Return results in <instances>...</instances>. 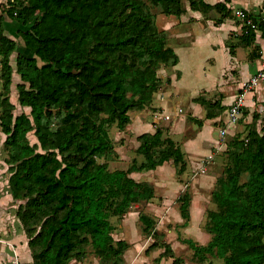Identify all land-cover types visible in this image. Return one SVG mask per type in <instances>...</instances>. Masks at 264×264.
Instances as JSON below:
<instances>
[{"label":"trees","instance_id":"16d2710c","mask_svg":"<svg viewBox=\"0 0 264 264\" xmlns=\"http://www.w3.org/2000/svg\"><path fill=\"white\" fill-rule=\"evenodd\" d=\"M148 1L165 15L184 12L181 0ZM187 1L192 10L218 13L215 23L232 18L229 0ZM3 13L21 26L17 34L32 52L15 57L16 99L28 113L14 114L10 99V55L16 43L3 33ZM254 41L251 28H242L229 52ZM249 56L255 59L259 53ZM177 62L145 0L5 1L0 14V131L7 152V188L13 199L23 201L15 216L27 238L31 264L81 261L88 246L99 264L122 263L129 244L114 238L110 218H121L132 204L154 194L150 182L136 181L130 173L172 161L179 175L186 164L179 145L158 127L136 137L141 162L133 159L126 169H109L108 162L117 156L109 129L123 130L129 111L144 108L157 91L159 69ZM198 102L207 118L223 109L216 101ZM212 107L219 111L210 112ZM257 119L252 117L243 138L232 136L226 142L222 169L209 195L213 208L207 209L204 225L209 241L201 245L180 239L198 264H264V125L257 128ZM189 199L186 189L177 199L185 222ZM138 221L142 234L153 237L146 255L161 249L155 262L164 257L183 264L164 232L155 229L154 218L139 212Z\"/></svg>","mask_w":264,"mask_h":264},{"label":"crops","instance_id":"0c3cea01","mask_svg":"<svg viewBox=\"0 0 264 264\" xmlns=\"http://www.w3.org/2000/svg\"><path fill=\"white\" fill-rule=\"evenodd\" d=\"M5 1L6 0H0V14L3 3H5ZM204 1L210 4H214L218 1L223 0ZM181 2L183 4L184 12L180 15H173L172 17L163 18L162 25L158 26L160 29H163L166 32L167 44L169 45V41L175 43V46H169L172 47L174 52L176 53L178 62L173 66L162 67L164 70V75L159 76V87L157 91L153 93L149 103L141 110L129 111V123L123 130H119L120 132H123V134L126 132L125 136L129 138L131 137L133 139V148L131 149L132 155L128 160H126V168L129 167L133 159H136L138 162H141L143 160L142 156L137 154L135 151L136 147L139 144L136 139L138 135L145 132L153 133L156 128L160 127L163 129L165 128L163 133L165 136H169L173 139V134L177 131L176 129L179 121H190V123H192L193 126L196 127L194 121L199 120L201 122V125H198V127H196L195 135L193 137H183L181 143L173 139L175 143L181 148L185 159L186 167L185 171L182 174L178 175L176 173V168L172 161H166L153 170L140 172L133 171L130 173V176L133 177L136 181L150 182L154 187V194L153 197H151L144 203L132 204L124 213V215L119 218L121 219V223L118 225L119 231H117V237L114 238L124 239L128 242L129 246L122 256V260L127 264L136 263V260H126L125 257L132 249L140 244L139 241L136 243L135 239L131 236L134 234L137 235V233L143 235L138 221L139 212H144L155 219V229L164 232V239L170 243L176 255L178 253V247L188 249L187 251H189L190 258L192 255V250L187 246V244L181 242L180 239H191L201 245H205L209 241L210 235L207 233L204 227L206 222L207 209L213 208V204L210 202L209 195L214 186L216 177L220 175L222 169L226 142L232 136L243 138L248 131V128L252 121V117L256 115L254 111L260 112L261 107H263L260 103L258 104V102L264 101V96L262 95L261 86L259 84L257 87V91L259 94L258 97L255 95V89H252L245 94L243 107H246L248 112L243 114L242 110L241 116L235 122L231 123L227 121L225 115L226 109L234 99V95L237 94L235 92L240 89L245 79H248L258 69L262 68L260 59H258L257 57L253 59V61L248 62H245L243 60V66L241 65V67H239L238 65L240 63L237 59L239 49L244 48L243 56H245V53H249L248 51L250 47L236 46L232 54L229 52V46L235 45L237 39V37H232L233 41H231V35H240L242 33V28H245V26H243L240 21L239 23H235L232 18H227L223 19L220 23H215V18H218L219 15L212 12L205 14L198 10H192L189 7V3L187 0H181ZM227 6L230 9L241 8L249 13L256 14L258 12L264 11V0H229ZM205 21H208L210 23L212 29L220 32L221 39L213 42L208 41L207 38H205V31H207V29L205 30V25H201V22ZM232 22L234 23L232 24ZM195 24L200 25L198 26V29H191L190 26ZM20 27L21 26L15 20L11 19L5 13H3V33L8 38L14 40L16 43L15 50L10 55V59L14 60L17 53H21L25 56H32V52L23 45L21 37L17 34V30ZM254 36L255 40L260 41L261 48L262 50H264V35L262 34V32H254ZM206 46H208L209 54L207 55V57L203 58L204 54L203 52H201V48ZM220 49L223 50V53L227 58V62L220 69L218 77L213 79V77L210 75V70L215 65V57L213 55L217 50ZM234 67H238L240 72L235 79L236 82L231 87L232 94L222 95L221 93L223 91L229 90L225 87V85H221V83L223 82L222 74L225 73L227 69ZM12 68V81L14 83H11L10 90L12 91L13 87L16 91L15 85L17 81H19V75L16 73L15 67L12 66ZM193 71L199 72L201 86L196 87L193 95L189 96L188 100L186 101L187 111H190V114L186 115L185 113H182L181 104H183V102L180 101V93H173L171 88H174V86L178 87L179 85H186L185 76L186 74ZM212 91H215L212 96L218 94L216 98H220V105L224 110L222 113L214 114V116L207 118V110L198 102L199 99L204 98L197 99V97H199L200 95L207 96V94L211 93ZM212 96L205 97L204 100L214 102ZM253 97L256 98L254 99ZM193 98L196 99L191 100ZM170 101H173L172 105L178 102L177 106H175V110L171 108ZM168 113L174 116L173 121L170 120V114ZM162 115H167L168 118L165 119L164 117H162ZM189 117L193 118V120H191ZM168 120L170 121L168 122ZM258 121H260L259 117L257 119V122ZM221 129H225V134L222 137L220 135ZM219 136L222 138V141L220 142V146L217 148L219 144ZM118 137V140L113 139L114 143H116L114 147L116 153L117 145H120L123 141V138L121 136ZM186 153H188L190 156L188 159L186 157ZM205 157H210V159L204 166L205 170L203 172H199V169L202 167V160L205 159ZM115 159H118V153ZM117 168L126 169L121 167ZM166 169L169 170L170 178H167L169 183L168 185H165V189L167 191L169 190V188H174L176 190L175 194H170L168 197L161 196L157 192L159 184V181L157 179L160 178L159 175H154L152 178L145 177L150 175V173L164 172ZM198 182L209 184L207 189L208 198L205 205L204 200H202L200 197H195L194 195V185ZM185 189H187L190 193L188 205L189 218L186 222L180 215L179 202L177 200L179 195ZM171 214L174 216L172 221L169 220V215ZM157 215L160 216L159 219ZM14 219L17 220L20 224L19 220L15 216ZM158 221H162L165 225L162 224V226L158 223ZM176 229L178 231H176ZM172 231L174 232V237H169L168 234ZM146 238H148V240L143 246L144 254L145 248L153 240V237L151 235H148ZM1 241L2 243L0 244V252L4 254V258L9 261L12 258H17V264H31V255L27 246V238L23 230L19 232H14V230H12L11 232V228H9L8 224H6L0 228V242ZM140 248L141 246H139V249ZM7 249H9L11 254L7 252ZM160 252L161 249H157L155 251H151L148 255L145 254L148 264H171V259H167L164 257L160 258L158 262L154 261L155 258L158 257ZM182 259L183 264H198L189 259Z\"/></svg>","mask_w":264,"mask_h":264},{"label":"rangeland","instance_id":"374dc122","mask_svg":"<svg viewBox=\"0 0 264 264\" xmlns=\"http://www.w3.org/2000/svg\"><path fill=\"white\" fill-rule=\"evenodd\" d=\"M145 2L148 5V8L150 10V12L153 14L155 23L157 26L162 25V20L163 18H168V17H172L173 15H165L161 13L160 7L159 6H154L152 4L149 3L148 0H145ZM4 5V3H3ZM232 11V10H231ZM211 13V12H210ZM212 13L219 15L218 13L212 11ZM217 18H215L216 20ZM232 20H234L235 23H239V21L232 15ZM232 22V24L234 23ZM200 24V23H198ZM198 24L195 25H191V29L193 28H197L198 29ZM201 25L204 26L205 25V30L207 29L206 32V36L205 38H207L208 41H217L218 39H221V34L220 32H217V30L212 29L210 26V23L207 21L205 22H201ZM218 36V37H216ZM232 37H238V34L236 36H232L231 35V41H233ZM260 39V38H259ZM237 42V39H236ZM263 44V42H262ZM169 45L170 46H175V43H173L172 41H169ZM249 53L244 55V48H240L237 54V59L239 61V67H241V65L243 66V62H248V61H253V59L250 58L249 54L252 51H258L259 56L258 59H260V62H264V50H262L261 45H260V41L255 40L253 44H251V46H249ZM248 49V48H246ZM201 52H203V58L207 57V55L209 54V50H208V46L206 47H202L201 48ZM246 52V51H245ZM215 57V65L213 66V68L210 70V75L214 78L218 77L220 69L226 64L227 62V58L225 57V54L223 53V50H217L214 55ZM244 60V61H243ZM15 60L14 59H10V62L12 64L13 67H15ZM170 70V69H168ZM167 70V71H168ZM264 71V69H263ZM239 68L238 67H234V68H229L225 71V73L222 74V83L221 85H225L226 88H228V91H223L221 94L223 95H231L232 94V85L236 82V77L239 75ZM13 73V72H12ZM164 75V70L161 67L158 71V76H163ZM160 78V77H159ZM247 80V79H245ZM244 80V81H245ZM18 82V81H17ZM185 82L186 85H179L178 87L174 86V88L172 87L171 90L173 91V93L179 92L181 95V99L180 101L183 102V104H181L182 106V113H185L186 115L190 114V111H187V106H186V101L188 100L189 96L193 95V93L195 92L196 87L201 86V80L199 78V72L198 71H193L191 73L186 74L185 76ZM12 83H14L12 81ZM261 86V92L262 95L264 96V81L259 83ZM258 84V85H259ZM197 85V86H196ZM258 85L254 88L255 92H256V96L258 97V91H257V87ZM194 87V88H192ZM12 87V91L10 92V99L12 100V102L15 104V109H14V114H17L21 111H24L26 113H28L29 108L28 107H21L19 106L17 99H16V91L15 89ZM213 92V93H212ZM211 93H208L207 96H199L197 97V99L199 98H204L208 97V96H212V94L215 93V91H212ZM239 92L236 91L235 93ZM220 94V93H219ZM218 94H215L212 96L213 101H216L220 104V98L217 97ZM220 95V96H222ZM235 96V95H234ZM254 99L256 97H253ZM178 99V98H177ZM196 98H193L191 100H194ZM211 101V100H210ZM173 101H170V106L171 108H173V110H175V106H177V103H175L174 105H172ZM261 104L263 107H261V111L255 112V116L259 117L260 120L264 119V101H260L258 102V104ZM186 106V107H185ZM218 109L217 107H212L209 109L210 112L214 113L216 112ZM224 109H222V111H220V113L223 112ZM243 110V114H245L246 112H248V110L246 109V107L242 108ZM256 110V109H255ZM219 111V110H218ZM170 114V113H168ZM226 115V114H225ZM227 118V117H226ZM54 122L57 121V118H53ZM170 120L173 121L174 120V116H172L170 114ZM168 120V122L170 121ZM167 121V120H166ZM179 124L177 125V131L173 134V139L178 141L179 143H181L183 137L184 138H189V137H193L195 135V129L196 127H198V123L196 122V120L194 121V124L196 125V127L193 126L192 123H190V121L187 122H178ZM260 125H264V122L258 121L257 122V128H260ZM165 129V128H164ZM126 133V132H125ZM125 133L123 134V132H120L117 128L112 127L109 129V134L111 136L112 139L118 140L119 137L121 136L123 138V141L121 142L120 145H117L116 150L118 153V159H114L108 162V168L109 169H114L117 167H121V168H126V160L129 159V157L132 155V145H133V139L130 137L125 136ZM28 138L30 143H34L36 141L34 135L30 132L28 134ZM218 142L222 141V138L219 136L218 138ZM3 140H4V134L0 131V228L3 227L4 225L8 224L9 228H11V232L12 230L15 231H22V227L21 225L18 223L17 220L14 219L15 216V212L18 208V205L20 203H22V200H15L13 199L8 191L7 188V178L9 175V170H8V164L6 163V158H7V152L4 149L3 146ZM116 144V143H115ZM124 145V146H123ZM216 146V145H215ZM188 151V150H187ZM186 157L187 159L190 157L188 153H186ZM206 158V157H205ZM205 168V167H204ZM208 172V170H207ZM154 175H159L160 178H158L157 180L159 181L158 184V194L164 197H168L170 194H175L176 190L173 188H169V190L167 191L165 189V185H168L169 181L167 180V178H170L169 176V170L166 169L164 172H156V173H150V175L145 176L147 178H152ZM244 179V178H243ZM195 189H194V195L195 197H200L202 200L205 201L204 205L207 203V198H208V183H203V182H198L195 185ZM187 190V189H186ZM189 192V191H188ZM166 194V195H165ZM163 199V197H162ZM163 205V204H162ZM161 205V206H162ZM162 215V214H161ZM16 217V216H15ZM158 219L160 218L159 215H157ZM17 218V217H16ZM174 216L171 214L169 215V220H173ZM111 223L114 226V233L113 236L117 237V231H119V224L121 223V219L117 218V217H111L110 218ZM159 224H163L162 221H158ZM165 225V224H163ZM162 225V226H163ZM176 231H178L176 229ZM119 235V234H118ZM139 235V236H138ZM138 236V237H137ZM145 235H140L139 233L132 235L131 237H133L136 241V243L139 241L140 244H138L134 249H132L128 255L125 257L126 260H130L132 259V261L136 260V263L134 264H148V261L146 260L145 254L143 252V246L145 245V243L147 242L148 238H146L147 236ZM169 237H174V232L172 231L171 233L168 234ZM2 243V241L0 242V244ZM139 246H141V248L139 249ZM188 249H184L182 247H178L177 248V255L180 256L181 258H185V259H189L190 255H189V251H187ZM7 252L9 254H11V252L9 251V249H7ZM14 258H12L10 261L7 260L6 258H4V254L0 252V264H14L13 263ZM192 261V260H191ZM220 261L221 260H218ZM67 264H99V259L98 257L94 254L91 246H88L85 251H84V257L81 261H75L74 259L70 260ZM121 264H127L126 262L124 263V261H122ZM152 264V263H150ZM156 264V263H155ZM187 264H195V263H187Z\"/></svg>","mask_w":264,"mask_h":264},{"label":"built area","instance_id":"2783aa9c","mask_svg":"<svg viewBox=\"0 0 264 264\" xmlns=\"http://www.w3.org/2000/svg\"><path fill=\"white\" fill-rule=\"evenodd\" d=\"M233 16L243 24L245 27L251 28L252 31L256 33H261L264 31V11L252 14L244 9L236 8L232 9ZM262 68L258 69L254 74H252L247 80H245L237 94H235L234 99L229 104L226 109V117L228 122H235L242 113V108L244 106L245 94L254 89L260 82L264 81V62L261 63ZM165 119L168 118L167 115H162ZM225 134V129L220 130L221 137ZM220 142L217 148L220 146ZM210 157L202 160V167L199 172L205 170L204 166L209 161ZM14 264L18 263L17 258L13 260Z\"/></svg>","mask_w":264,"mask_h":264}]
</instances>
